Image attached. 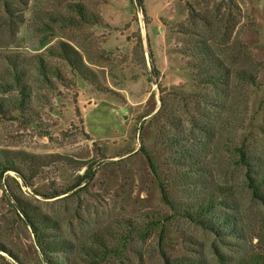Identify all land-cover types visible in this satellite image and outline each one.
Masks as SVG:
<instances>
[{"label":"rangeland","instance_id":"1","mask_svg":"<svg viewBox=\"0 0 264 264\" xmlns=\"http://www.w3.org/2000/svg\"><path fill=\"white\" fill-rule=\"evenodd\" d=\"M140 1L31 0L38 15L29 13L19 27L0 24V72L7 68V57H42L70 81L62 84L54 76L52 88L39 79L31 110L15 118L0 115V149L45 163L29 188L17 178L0 184V241L18 259L0 253V264H46L8 191L42 216L59 220L73 242L98 230L118 235L128 220L138 225L140 235L122 242V257L107 264H164L163 253L171 261L200 264H218L216 251L238 256L234 247L172 211L169 200L178 207L207 189H194L180 178L184 168L170 165L168 152L156 141L162 131H190L191 123L202 124L204 132L195 136L211 145L209 160L223 162L224 181L242 182L243 173L232 174V154L223 143L244 141L264 158V0ZM77 6L84 8V24L48 17L52 13L78 22ZM204 41L222 49L225 62L255 74L258 85L238 87L235 95L222 87L200 89L207 104L198 113L199 89L189 55L195 42ZM62 43L81 55L88 81L59 58ZM235 120L242 121L237 134L218 132L221 122ZM86 166L93 167V178L76 187ZM235 203L243 235L234 242L261 254L264 208L246 189L237 190Z\"/></svg>","mask_w":264,"mask_h":264},{"label":"trees","instance_id":"2","mask_svg":"<svg viewBox=\"0 0 264 264\" xmlns=\"http://www.w3.org/2000/svg\"><path fill=\"white\" fill-rule=\"evenodd\" d=\"M139 3L141 1L139 0ZM31 0H0V23L2 26L19 27L24 24L29 13L38 15L39 11L33 10ZM77 18L58 15L54 18L52 13L48 17L52 21H63L65 24L76 25L87 22L84 8L77 6ZM50 12V11H49ZM194 50L189 55L194 61L189 63L193 70L196 85L198 86L199 102L195 105L198 113L206 107L207 101L200 92L206 88H227L230 95L237 93L238 87L246 85L257 86V76L243 67H236L222 60V49L215 48L209 41L194 43ZM59 58L68 63L73 73L83 81H88V68L81 55L69 44L60 45ZM6 67L0 72V115L15 118L16 115H24L31 110V102L34 98V84L42 79L52 88V78L59 79L62 84L69 85L60 69L50 68L42 57L32 60L7 57ZM2 62H0L1 64ZM12 94L11 98H3L2 93ZM172 114V113H171ZM234 116H236L234 114ZM171 117V116H170ZM34 123V122H33ZM242 121L221 122L218 132L231 129L234 134L239 132V124ZM228 126V127H225ZM225 129H222L224 128ZM180 129V130H179ZM175 128L172 133L162 131L156 144L164 147L168 152V163L184 168L180 178H187L192 188L207 189L203 193L190 197L182 205L174 206L169 200L172 211L178 216L188 219L201 229L216 235L227 246L234 247L236 257L225 255L219 251L215 252L218 264H264V250L261 254L251 253L247 244L240 245L234 240L242 239L243 219L238 213L235 203L238 189H246L251 195L253 202L264 208V158L259 157L249 149L243 141L241 145L236 142L227 141L225 148L231 152L232 157L229 167L232 174L240 171L243 173L242 182L237 178L224 181L225 174L222 167L223 162L213 157L209 160L207 151L211 145L199 140L195 135L204 132L205 127L198 123H191V130ZM264 135V127L261 129ZM211 150V149H210ZM45 163L38 157L21 151H5L0 149V184L15 178L22 180L24 187H31V181L37 178ZM93 167L86 166L83 176L76 187L89 183L93 178ZM14 177L12 178V175ZM217 178V179H216ZM222 178V179H220ZM220 179V181H219ZM16 180V179H15ZM17 181V180H16ZM15 181V182H16ZM18 182V181H17ZM7 187V185L5 186ZM22 192V189H20ZM8 199L24 218L25 223L31 228L36 239L37 247L46 264H107L112 257H122L124 246L128 240L140 235L138 225L126 221L123 223L122 233H110L102 235L101 231L88 235L87 238L73 242L62 231L60 221L52 216H42L37 210L29 206L18 196L7 192ZM61 194L47 198L60 197ZM164 199H169L167 188L163 187ZM243 235V234H242ZM118 236V237H117ZM229 242H228V241ZM0 253H6L12 258L17 257L0 241ZM164 264H200L191 259H175L171 261L165 253L162 254Z\"/></svg>","mask_w":264,"mask_h":264}]
</instances>
